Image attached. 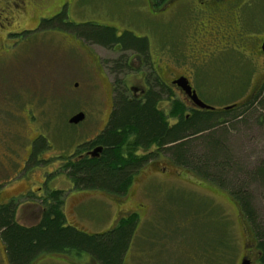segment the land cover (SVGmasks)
<instances>
[{
	"label": "rangeland",
	"instance_id": "obj_1",
	"mask_svg": "<svg viewBox=\"0 0 264 264\" xmlns=\"http://www.w3.org/2000/svg\"><path fill=\"white\" fill-rule=\"evenodd\" d=\"M56 1H33L36 18L55 9ZM64 1V13L51 22L59 23L58 28L45 30L44 27L12 36L5 44L7 51L0 48L3 50L0 53V180L4 181L6 189L20 190L16 198L20 204L34 203L31 208L18 205L19 222L28 224L37 220L39 211L33 212V208L42 205L48 192L45 187L36 190L40 185L37 175L47 170L50 174L45 185L62 191L60 199L67 223L86 231L109 228L118 209L129 211L138 207L137 204L144 206L145 211L135 217V229L128 236L127 249L121 256L124 264H239L243 252L251 257L252 264H257V259L250 254L254 251L244 250L245 244H250L251 249L255 240L251 239L233 194H245L254 232L263 235L264 184L255 173L258 167L264 166V89L259 100L245 107L241 105L246 101L248 84L264 77V58L259 56L253 73L243 61L237 78L243 84L242 89L231 90L226 84L210 90L214 93L209 95H218L208 96L211 101L207 100L208 103L222 107L236 102L240 106L226 117H219L222 124L186 140V168L174 163L172 150L162 152L152 163L134 172L132 184L124 195L118 194L122 197L117 203L114 200L117 197L105 190L81 192V186L75 188L59 168L70 156L79 153L73 150L77 144L91 141L105 124L111 97L107 82L116 77L125 79L123 72L115 73L118 68L113 64L118 52L87 40L86 36L76 37L69 24L107 25L113 16L126 17L136 30L145 28L166 46L171 41L164 32L149 28L150 22L143 20V13L132 11L128 0ZM25 16L16 22L32 27L36 18L28 13ZM30 17L35 21H30ZM177 24L180 27V23ZM79 29L97 30L85 25ZM3 31H0V40ZM152 46L156 49L159 42ZM176 50L175 44L172 56ZM93 55L98 58L100 69L95 67L96 60L92 61ZM122 60H118L120 67ZM130 62L131 65L136 63ZM189 65L197 70L206 66L202 62L197 66ZM207 75H193V80L197 84L209 78L216 80L214 75L205 78ZM79 111L85 115L83 120L74 125L68 123V118ZM34 133L45 138L37 152L38 158L35 156L36 161L31 166L19 167L17 162ZM140 152V149L136 151ZM69 165L67 162L66 167ZM197 166L201 170H195ZM27 186L34 190L29 198L22 192ZM71 259L75 263L66 255L64 258L44 253L30 264H83L86 260L72 256ZM0 264H9L1 239Z\"/></svg>",
	"mask_w": 264,
	"mask_h": 264
},
{
	"label": "flooded vegetation",
	"instance_id": "obj_2",
	"mask_svg": "<svg viewBox=\"0 0 264 264\" xmlns=\"http://www.w3.org/2000/svg\"><path fill=\"white\" fill-rule=\"evenodd\" d=\"M33 1L35 0H0V31L5 30L3 31L2 40H0V48L4 49L6 42L10 40L12 36L20 35L30 30L36 32L37 30H43L44 27L46 28L45 30L52 27L58 28L60 25L59 23L51 22H54L58 16L64 13L63 11L65 10L66 2L64 0H57L55 9L52 11L47 10L48 12L46 11L43 15H38L36 18L37 12L34 10L35 8L32 7ZM128 1L132 11L144 14L143 20H148L150 22L148 24L149 28L156 29L158 33L160 31L164 32L165 35L169 36V41H171L172 44L169 42L168 46H166L165 43L163 44V42H161L162 40L155 39L145 28H141L142 30L137 28L136 30L135 27L131 26V21L126 17L116 18L113 16L109 19L107 25L94 23L102 28H107L111 32L112 39L114 40L109 45H104L97 41L94 43L118 52V58L116 57L117 59L114 60L115 63L113 64L116 65L115 68H118L115 73L123 72V74H125L124 80H117L116 77L111 82H107V89H110L111 93L109 111L107 112L105 124L94 138L102 133L105 127H107L108 122L112 117V113L115 110L117 100L125 98L137 101L140 104H143L148 98L153 100V105H155L156 109L161 112L160 117L166 118L168 128L174 127V125L177 124V117H185V119L188 117H200L203 115H206V117H226L225 115L228 112L239 106L238 103L234 102L230 104L232 105L230 110H225V106L216 107L213 103H208V101H210L208 96L218 95H209L214 93H210V90L213 91L212 89H219L226 84L230 86L228 89H240L243 84L238 82L237 78L238 71L242 69L243 61L245 60L247 69L253 73L256 66H258L259 56L264 58V50L262 48L264 41V0L262 2L259 0V4L258 0ZM27 13L32 14L36 18L35 21L30 17V21H35V24L32 27L28 26V24H25L24 26L23 24L18 25L16 19L19 18L20 20V18L22 19L26 17L25 15ZM48 14L54 15L47 17ZM177 23H180V27H178ZM6 27L8 28L6 29ZM174 29H177L175 30L177 34H174ZM71 32L76 37H79L74 31ZM131 38L138 41V44L135 43L133 46L124 47V42H131ZM158 42L159 46H157ZM153 43H156L157 46L154 50L152 46ZM175 44L177 45V53L175 52L172 56ZM191 49L192 52H189ZM2 51L3 50H0V53ZM4 51H7V49H4ZM164 57H166L165 60H163ZM120 59H123L121 61L122 67H120L118 61ZM94 60H96L97 63L95 66L96 69H100L99 60L95 55H93L92 61ZM130 61H136V63L131 65ZM188 62L195 66H197L199 62H202V64H206V66H204V69L197 70L194 66L189 65ZM202 70L205 74H208L207 76H204L205 78L214 75L216 80L214 79L215 81H210L209 78L208 81L201 80L197 84L193 80V75L197 76L204 74ZM182 78L187 81L191 91L195 93L199 100L205 104L213 106L214 109L199 108L192 100L191 94L187 93L178 83V80ZM263 80L264 77L260 81H251L248 84V93L246 94L245 100L251 98L257 93V90H259L260 86L263 84ZM105 84L106 82L104 81L102 85L105 86ZM174 110L177 111L175 114ZM44 139L45 138L40 137V133H38V136L34 133L28 138L24 153L20 161L17 162L19 167L21 166L22 168H25L31 166L30 164L36 161L35 156L38 158L37 152L43 145ZM89 142L90 141L77 144L73 150H76L79 153L70 156L67 162H78V159L82 158L90 148L99 145L95 144L90 146ZM85 143L87 144L84 145ZM168 145L170 144H165L164 147H167ZM157 148L156 145L152 144L149 147L139 149L142 154L155 153L157 158L162 154V152H156L158 151L156 150ZM153 159L146 164L152 163L154 161ZM67 162L59 168L62 171L64 170V174L68 178L66 179L70 180L73 186L77 188L69 175L70 172L66 167ZM48 174L50 173L46 170L43 174L41 173V175H37L40 185L36 187V190L39 191L44 187L48 189L47 193L51 190H60L59 188L51 189L46 187L45 184L47 183ZM133 180L134 179H132L126 191L121 195H124L127 192ZM6 187V184L1 179L0 209L2 206L10 204L11 207L14 208V217L19 224L23 226H31L37 223L42 212L46 209L47 202L44 203V201L47 193L44 197L45 199L42 201L43 206L36 205L35 208H33V212L39 211V214L37 212V216L39 215L37 220L24 224L17 219V207L18 205L25 204L26 206L24 208H27L33 206L34 203H31V201H24V203L20 204L16 200L19 196L20 190L16 192L15 188L10 187L6 189ZM79 189H81L80 191L82 192L93 188L84 189L83 187H80ZM32 191L34 192L33 188L29 186L22 189L23 194L28 198L31 196ZM112 195L114 198L117 197V199H114L117 203L118 198L122 197H118V194ZM137 206L138 207L129 211H121L118 209L115 215V220L111 226L95 233L106 232L112 229L120 219L126 220L128 217L135 215L137 217L140 213L145 211L142 204H137ZM79 229L88 234L94 233L82 228ZM249 245L250 244H245L244 250L247 252L254 251V253L250 254L257 259V264H261L259 261L260 250L257 248L256 243L251 246V249L248 248ZM54 255L59 256L62 254ZM71 256L72 258H85L86 260L83 264H101L97 258L89 253L81 252L79 254H67L66 257L70 258V262L75 263V261L71 259ZM244 256L248 258L249 264H252L251 257L243 252L241 258Z\"/></svg>",
	"mask_w": 264,
	"mask_h": 264
},
{
	"label": "trees",
	"instance_id": "obj_3",
	"mask_svg": "<svg viewBox=\"0 0 264 264\" xmlns=\"http://www.w3.org/2000/svg\"><path fill=\"white\" fill-rule=\"evenodd\" d=\"M69 25L73 27L71 29L75 34L80 37L86 36L87 40L104 45L114 41L107 28L92 22ZM82 25L90 26L91 29L97 28V30L84 32L79 29ZM130 40L131 42H124V47L138 44V41L132 38ZM263 89L264 80L257 93L241 106L259 100ZM152 102L153 100L149 98L143 104L128 98L117 100L107 127L89 142L90 146L95 144L102 146L99 156L96 158L83 156L78 159V162L69 163V175L76 187L102 189L114 195L123 194L131 183L134 172L156 157L155 153L142 154L136 151L152 144L158 147L157 153L166 151L169 153V150H172L174 163L186 168L188 162L184 150L186 140L202 134L204 130L209 131L216 124L223 122L219 117H206V115L186 119L177 117V124L168 128L165 117H160L161 112ZM176 112L174 110V114ZM165 144L172 146L164 147ZM195 170L201 169L197 166ZM255 174L264 184L263 165L257 168ZM61 194L60 190H51L47 193L44 201L47 202L46 209L42 212L39 221L31 226H23L15 220L14 208L10 204L1 207L0 239L4 244L9 264H30L36 256L44 253L67 255L81 252L94 256L101 264H124L121 256L127 249L128 236L135 229L136 215L126 220L120 219L112 229L106 232L88 234L75 224L67 223L62 211ZM233 195L234 203L245 218L251 239L255 240L253 242L260 250L259 261L264 264V234L254 232L251 223L253 219L245 194L234 193ZM241 195L245 197L242 198Z\"/></svg>",
	"mask_w": 264,
	"mask_h": 264
},
{
	"label": "water",
	"instance_id": "obj_4",
	"mask_svg": "<svg viewBox=\"0 0 264 264\" xmlns=\"http://www.w3.org/2000/svg\"><path fill=\"white\" fill-rule=\"evenodd\" d=\"M262 48L264 50V41H263V45ZM178 83L184 88V90L187 93L191 94V98L194 101V103L202 109H214L213 106H210L208 104H205L204 102H202L201 100H199L197 98V96L195 95V93L193 91H191L190 86L188 85L187 81L182 78L180 80H178ZM76 86V84H75ZM232 106H226L224 109L228 110L230 109ZM84 118V113L79 111L75 114H73L72 116L69 117L68 119V123L70 124H77L78 122L82 121ZM102 151V146H96L95 148H93L92 150L88 151L87 154L91 157V158H96L99 156L100 152ZM240 264H249V260L246 257H243L241 259V263Z\"/></svg>",
	"mask_w": 264,
	"mask_h": 264
}]
</instances>
